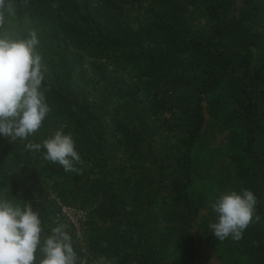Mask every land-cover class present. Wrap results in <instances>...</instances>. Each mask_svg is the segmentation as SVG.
Segmentation results:
<instances>
[{
    "label": "trees",
    "instance_id": "trees-1",
    "mask_svg": "<svg viewBox=\"0 0 264 264\" xmlns=\"http://www.w3.org/2000/svg\"><path fill=\"white\" fill-rule=\"evenodd\" d=\"M200 1L31 0L27 8L20 4L15 9L10 7V0H5V9L10 7L11 11L0 22V35L21 39L35 32L38 50L42 54L47 52L49 61L57 60V69L45 75L43 82L51 111L46 123L32 137L36 141L41 135L48 138L69 121L81 160L90 163L91 170L98 168L102 172L92 180L89 189L93 194L109 196L113 209L130 185L131 193H136L139 199L138 191L145 183L133 174L126 178L127 187L120 189L116 186L118 182H108L104 177L111 168L118 176H125L122 174L125 168L117 164L111 167L108 154L110 151L114 154L116 145L108 142L101 119L92 106L72 94L73 72L81 61L68 64L70 57L76 55L73 53L76 50L98 61L112 55L123 59L120 68L138 76L136 87L146 79L145 86L148 91H154L159 110L164 106L174 107L175 102L166 100L176 88H184L187 94L180 98H184L188 109L175 126L187 124L183 140L187 149L176 156L179 177L172 181L175 202L189 205L187 217L184 219L183 215L181 219L195 228L202 239L213 238L218 247L221 242L226 244L230 259L234 257L242 264H264V0H203L206 19L198 21L187 5H197ZM124 5L144 9L135 20L137 25L133 23L131 10V15L123 12ZM92 68L97 77L107 80L103 66L94 62ZM129 86L128 93L122 84L114 86L118 98L126 104L131 102L130 93L137 92L136 87ZM129 129L126 126L121 129L123 138L136 149L144 139L141 133L144 129L133 132ZM29 140L0 137V196L21 205L31 203L42 219V235L47 236L65 218L61 207H53L48 199L50 182L68 179L70 172H65L63 167L49 170L46 166L38 170L44 152L28 151L25 145ZM146 147L155 170L166 171L167 165H173L168 162L169 157L160 156L150 140ZM76 176L73 179L81 181L80 175ZM244 189L253 191L257 197L252 222L239 241L228 238L218 243L209 228L216 218L211 204L222 192ZM158 199L160 195L148 198V219ZM79 203L82 210L89 206L84 205L85 196ZM117 215L113 210L110 219ZM130 219V216L121 217L115 223L123 226ZM72 229L71 225L66 227L78 264H96L92 254L79 246ZM150 229L154 227L142 222L131 236L122 230L124 242L136 239L137 243L129 241L112 252L107 245L96 248L100 241L93 240L91 245L97 249L94 253L103 254L111 262L117 260V264H189L167 257L173 243L172 231L158 230L161 236L151 240ZM180 233L183 238L186 236L185 230ZM190 251L194 252V247ZM36 257L39 264V251Z\"/></svg>",
    "mask_w": 264,
    "mask_h": 264
},
{
    "label": "rangeland",
    "instance_id": "rangeland-1",
    "mask_svg": "<svg viewBox=\"0 0 264 264\" xmlns=\"http://www.w3.org/2000/svg\"><path fill=\"white\" fill-rule=\"evenodd\" d=\"M11 6L15 9L20 7L27 8L31 0H10ZM189 12L193 16H197L198 21L200 18L205 20V2L202 0L197 5H187ZM30 10V7H28ZM133 14V23L137 25L136 18L139 14L144 13V9L140 6L124 5L123 12L125 14ZM160 12H162L160 10ZM37 52L42 57V67L45 70V75H51L53 70L57 69V60L53 59L54 62L48 60V53L38 50ZM76 55L70 57L68 64L81 61L80 67L77 71L73 72V92L72 94L80 102H86L92 106V110L98 114L101 119L102 128L104 135L108 142L114 143L117 149L114 154L112 151L108 154L109 162L111 167L117 164L119 167H124L125 171L122 174L125 176H118L114 173V169L108 170L104 176L108 182L115 180L117 187H127L126 178L129 175L136 174L145 183V186L141 188L139 199H136V193L132 194L130 189L132 185L128 186L125 191V197L118 200V205L115 209L111 206V199L109 196H101V194H93L90 190V184L95 177L101 176L102 172L98 168L91 170L90 163L81 160L77 164L78 171L70 172L68 179L59 178L50 182V188L48 189V199L53 207H68L69 212L75 213L74 218L77 220L78 228L72 226L71 233L76 239L77 243L82 250L87 254H92V258L96 260V264H99L101 258H103V264H117L111 262L109 258L103 254L98 255L94 253L97 249L91 242L96 240L100 243L96 244V248L108 246L110 252L117 248V246H124L125 243L131 241L132 244H136V239H127L125 242L124 234L122 230L126 231V234L133 235L137 230L140 229L142 222L146 223L147 226L154 227L150 229L148 233L151 240L159 238L161 232L170 231L173 232V243L172 246L167 250L166 255L170 260H183L188 261L189 264H242V261L237 259L229 258L227 256L226 244L222 242L219 247L212 239L201 238L200 233L192 228L188 222H184L187 217V211L189 205L180 206L174 200V191L172 181L174 178L179 177L176 172L177 168L175 165L176 156L180 155L183 150L187 147L184 145L183 140L186 137L185 123L181 124L178 128L175 126L178 119H183L184 112L187 111V103L183 97L187 94L184 93V88L178 87L174 92L170 93V98L166 101L169 103H176L174 107L164 106L162 110H159L157 105V97L153 90L148 91L145 84V78L142 80V84L138 87L135 86L136 82H139V78L133 76L129 71L121 67L123 59L109 56L104 58L103 61L95 60L93 56L81 51L73 52ZM113 57V58H112ZM118 60H117V59ZM98 63L103 66L104 72L108 77L107 80H103L101 77H97L92 68V63ZM80 72V75L77 73ZM90 79L93 80L90 81ZM116 83L122 84L124 89L128 93L130 86L136 87L137 92L135 94L130 93L129 96L131 102L126 104L124 99H120L115 92L114 86ZM182 92V93H181ZM136 101V102H133ZM158 109V111H157ZM53 115V114H52ZM55 116V115H54ZM142 121V123H141ZM46 123V119L44 120ZM66 126H68L67 129ZM70 122L66 121L63 125L62 130L65 133L72 135L75 141V134L73 133ZM130 128L131 132L139 131L143 136V141L140 143V147L133 149L129 146L130 143L123 138L121 129L123 127ZM29 142L31 143H43L47 137L41 135L36 141L32 136ZM154 143V148L160 154V156L169 157L170 163L173 165H167L166 171L155 170V163L152 162L149 150L146 147V142ZM20 141V140H17ZM21 141V142H25ZM44 152L43 149L40 150ZM39 152V151H38ZM49 167L53 169L55 167H62L59 164H53L45 159L43 156L39 159L38 170L41 168ZM77 174L82 178L81 181L76 182L73 176ZM77 177V176H76ZM79 177V176H78ZM151 178L147 179V178ZM41 179H44L41 176ZM121 186V187H120ZM152 195H160L161 199L152 206V216L150 219L147 218V209L149 208L148 198ZM85 196V211L88 210L87 217L80 213L83 208H79V200ZM147 202V203H146ZM115 210L118 213L114 219H110L112 211ZM146 210V211H145ZM178 216L176 215V213ZM180 214V215H179ZM184 215V216H183ZM126 216H130L131 219L126 221L123 226L116 224V220ZM183 216V217H181ZM82 217V218H81ZM55 221H59L56 220ZM138 221V222H135ZM61 223L67 227L70 223L65 217ZM173 228V229H172ZM185 230L186 236L183 238L180 231ZM43 236V235H42ZM120 236V237H118ZM221 240H218V243ZM194 247V252L190 251V248ZM226 247V248H225ZM233 259V260H232Z\"/></svg>",
    "mask_w": 264,
    "mask_h": 264
},
{
    "label": "clouds",
    "instance_id": "clouds-1",
    "mask_svg": "<svg viewBox=\"0 0 264 264\" xmlns=\"http://www.w3.org/2000/svg\"><path fill=\"white\" fill-rule=\"evenodd\" d=\"M4 3L0 0V22L11 11ZM38 45L35 32L21 39L0 35V137L11 141H24L37 133L51 111L43 90L45 70ZM25 148L31 152L43 149L49 162L65 172L78 171L81 155L69 133L57 130L42 144L29 142ZM256 204L257 197L249 189L219 194L211 204L216 217L209 226L213 235L221 241H239L252 222ZM43 232L42 219L31 203L21 205L0 196V264H36L37 251L39 264H78L65 225L51 228L47 236Z\"/></svg>",
    "mask_w": 264,
    "mask_h": 264
},
{
    "label": "built area",
    "instance_id": "built-area-1",
    "mask_svg": "<svg viewBox=\"0 0 264 264\" xmlns=\"http://www.w3.org/2000/svg\"><path fill=\"white\" fill-rule=\"evenodd\" d=\"M69 209L70 208H68V207H63V208H61V213H62L63 216H65L67 218V221L70 222V225L74 226V228L77 229L79 226L77 224V220L74 218L75 213L72 214L71 211L69 212ZM70 210H72V209H70ZM80 213L85 215V216H83L84 219H85V217L87 215V212L85 210H81Z\"/></svg>",
    "mask_w": 264,
    "mask_h": 264
}]
</instances>
